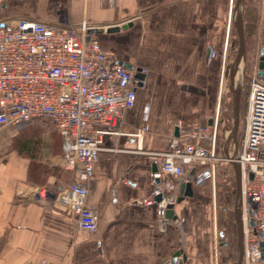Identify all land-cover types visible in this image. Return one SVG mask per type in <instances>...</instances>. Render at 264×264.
<instances>
[{"label": "crops", "instance_id": "crops-1", "mask_svg": "<svg viewBox=\"0 0 264 264\" xmlns=\"http://www.w3.org/2000/svg\"><path fill=\"white\" fill-rule=\"evenodd\" d=\"M232 1L0 0V20L28 18L48 25L86 20L93 41L130 65L133 75L141 70L133 82L134 107L124 113L123 135L106 137L104 146L113 151L98 153L88 183L86 207L98 218L96 234L78 229L58 202L73 179L61 159L54 165L67 181L56 180L55 168L48 167L59 142L38 160V144L26 151L12 149L8 140L19 130L0 127V264H219L218 246L225 243L217 232L209 184L193 185L192 196L176 203L178 179L163 175L156 182L150 175L161 161L155 154L167 151L177 122L189 129L217 123L216 153L224 158L237 153L243 132L240 101L234 129V103L229 115L226 85L220 91ZM28 131L19 137L41 133ZM177 137L182 142L185 135L178 131ZM154 185L172 200L179 225L160 220L155 205L138 204ZM40 189L46 199H37Z\"/></svg>", "mask_w": 264, "mask_h": 264}, {"label": "built area", "instance_id": "built-area-1", "mask_svg": "<svg viewBox=\"0 0 264 264\" xmlns=\"http://www.w3.org/2000/svg\"><path fill=\"white\" fill-rule=\"evenodd\" d=\"M89 31L86 20L76 25L68 21L48 25L28 18L0 20V127L22 130L39 120L54 128L62 139L63 169L73 177L59 193L58 202L78 229L96 234L98 218L86 207L88 183L98 153L113 151L104 146L106 137L123 135L124 113L134 107L136 94L133 73L112 51L93 41ZM225 38L223 57L228 32ZM263 43L264 19L258 47ZM212 55L210 50L209 57ZM259 61L258 49L256 66ZM257 70L242 75L247 104L236 155L224 158L216 153L217 123L189 129L177 122L175 128L185 135L183 141L174 136L169 139L167 151L155 154L161 161L150 175L152 181L169 175L180 183L201 187L213 181L219 163L236 162L242 180L243 264H264V68L259 77ZM223 89L224 73L220 91ZM111 195V203H115V190ZM36 196L46 199V191L40 189ZM158 196L161 199L156 202ZM171 203L158 185L138 201L141 206L155 205L160 220L166 219ZM250 219L253 227L247 225Z\"/></svg>", "mask_w": 264, "mask_h": 264}, {"label": "rangeland", "instance_id": "rangeland-1", "mask_svg": "<svg viewBox=\"0 0 264 264\" xmlns=\"http://www.w3.org/2000/svg\"><path fill=\"white\" fill-rule=\"evenodd\" d=\"M244 33H245V48H244V54L243 58L240 59L238 66L240 68L239 75L241 76L243 74H248L253 71L254 68H256V61L258 58V46H259V36L261 32V24L264 19V0H244ZM227 33V32H226ZM225 33V37H226ZM224 37V43L225 38ZM223 43V47H224ZM237 47V37L235 30L233 28V25H231V30L228 33V39H227V50L224 57V68L228 61V59L234 54L235 49ZM225 70V69H224ZM244 71V72H243ZM226 74L224 75V77ZM240 82L236 84L238 90H239V101H240V120L243 123V115L246 110V93H247V87L246 82L239 78ZM225 85H226V91L225 95L227 98L226 101V109L227 113L230 115L233 110V103L231 99V94L228 91V80L225 77ZM224 90V89H223ZM222 90V91H223ZM224 92V91H223ZM222 92V93H223ZM9 130L14 131L13 128L7 127ZM31 128L38 129L41 131V133L34 135H22L24 136L22 139L20 134L30 132ZM240 131L243 128V124L240 125ZM25 140H28L29 142H35L36 145L38 143L40 151L35 153L38 160H40V156L52 152L54 149V145H56L58 142L59 145V151H57V154L54 156L53 163H48V167L55 168V177L56 180H66L67 176L63 173L62 169L57 167V165H54L55 162L57 163L60 161V138L55 132L54 128L47 122L44 121H34L29 123L27 126H25L22 130L16 131V135L8 140V143H10L12 149H19V145L21 142H25ZM44 143L46 144L45 148H42L44 146ZM42 148V149H41ZM208 186L209 188V197L210 201L212 202V205H214L215 214H216V225H217V232L222 233V238L220 239V242H224L225 246L221 247L218 246V257H219V264H236V229H235V223L233 220V187H234V177H233V169L231 166L227 163H219L215 168V174L214 179L211 182L205 183L203 186ZM47 188V189H46ZM45 190L53 192L54 194H57V191L53 188H50L46 186ZM218 238V236H216Z\"/></svg>", "mask_w": 264, "mask_h": 264}, {"label": "water", "instance_id": "water-1", "mask_svg": "<svg viewBox=\"0 0 264 264\" xmlns=\"http://www.w3.org/2000/svg\"><path fill=\"white\" fill-rule=\"evenodd\" d=\"M244 0H233L232 1V25L236 33L237 37V47L235 49L234 54L228 59L226 65H225V74L226 78L228 80V86L229 91L232 94V101L234 103V112H235V124L234 129H236L238 124V103H239V90L236 86V83L234 82L233 74H234V67L237 63H239L240 59L243 58L244 54V48H245V33H244ZM118 28H111L109 32H117ZM259 56L260 61L258 62V70H257V76L259 77L262 73V69L264 68V43L259 48ZM122 64V63H121ZM126 69L131 70L132 67L127 64H122ZM138 72L141 73V70H137L135 74L133 75L134 84L135 81L140 78ZM174 137L178 136V129L175 128L174 130ZM230 165L233 168L234 171V187H233V220L235 223V229H236V247H237V264H242L244 259V225L241 220V170L239 165L234 162L230 161ZM157 168L153 170L155 172ZM252 179V174L248 175V180L250 181ZM158 182V180H156ZM193 194L192 191V184L191 183H181L178 188V197L176 199V203H180L183 201L186 197H191ZM161 199V196H158L155 198L156 202H159ZM165 218L175 220V216L173 213V205L168 204L166 211H165ZM248 227H253V221L250 219L248 221ZM219 236H222V233L219 234ZM260 250H262V246L260 244ZM261 259H263V256H261ZM174 261V260H173Z\"/></svg>", "mask_w": 264, "mask_h": 264}, {"label": "trees", "instance_id": "trees-1", "mask_svg": "<svg viewBox=\"0 0 264 264\" xmlns=\"http://www.w3.org/2000/svg\"><path fill=\"white\" fill-rule=\"evenodd\" d=\"M34 143L35 142L31 143L28 140H25V142L23 141V142L20 143L18 150L19 151H21V150H25L26 151V149H29V148H33L34 149V145H35Z\"/></svg>", "mask_w": 264, "mask_h": 264}, {"label": "bare ground", "instance_id": "bare-ground-1", "mask_svg": "<svg viewBox=\"0 0 264 264\" xmlns=\"http://www.w3.org/2000/svg\"><path fill=\"white\" fill-rule=\"evenodd\" d=\"M258 49H259V47H258ZM239 72H240V68H239L238 63H237L236 66L234 67V74H233L234 82L236 84L239 83L238 78H237V77H239ZM241 76H242V73H241ZM240 79H241V77H240ZM41 197H45L44 194H42Z\"/></svg>", "mask_w": 264, "mask_h": 264}]
</instances>
